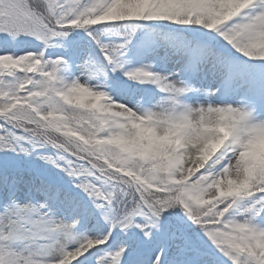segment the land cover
Instances as JSON below:
<instances>
[{"label": "snow or ice", "instance_id": "1", "mask_svg": "<svg viewBox=\"0 0 264 264\" xmlns=\"http://www.w3.org/2000/svg\"><path fill=\"white\" fill-rule=\"evenodd\" d=\"M0 264H264V0H0Z\"/></svg>", "mask_w": 264, "mask_h": 264}]
</instances>
